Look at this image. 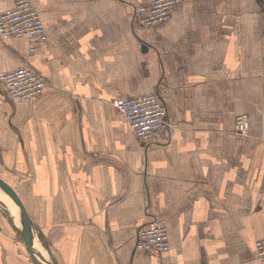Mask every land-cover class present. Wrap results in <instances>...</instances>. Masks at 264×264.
Here are the masks:
<instances>
[{
    "label": "crops",
    "instance_id": "0c3cea01",
    "mask_svg": "<svg viewBox=\"0 0 264 264\" xmlns=\"http://www.w3.org/2000/svg\"><path fill=\"white\" fill-rule=\"evenodd\" d=\"M31 1L49 39L29 53L0 38V72L30 65L47 88L17 102L0 85V177L29 200L37 250L54 264H264V0H182L151 27L137 14L150 0ZM154 91L168 123L149 143L113 100ZM155 221L162 255L136 248ZM0 264H33L1 206Z\"/></svg>",
    "mask_w": 264,
    "mask_h": 264
},
{
    "label": "built area",
    "instance_id": "2783aa9c",
    "mask_svg": "<svg viewBox=\"0 0 264 264\" xmlns=\"http://www.w3.org/2000/svg\"><path fill=\"white\" fill-rule=\"evenodd\" d=\"M182 0H150L138 6L141 25L151 27L171 18L176 4ZM25 38L29 53L49 39L47 27L37 6L31 0H15L11 8L0 11V38ZM0 85L17 102H30L47 88L46 79L30 65L0 72ZM116 110L144 142H154L168 123V111L163 97L156 91L113 100ZM235 131L250 135V120L246 113L235 119ZM136 248L164 254L170 249L168 226L155 221L138 230ZM256 258L264 260V236L255 242Z\"/></svg>",
    "mask_w": 264,
    "mask_h": 264
},
{
    "label": "water",
    "instance_id": "95a60500",
    "mask_svg": "<svg viewBox=\"0 0 264 264\" xmlns=\"http://www.w3.org/2000/svg\"><path fill=\"white\" fill-rule=\"evenodd\" d=\"M0 189L11 197L19 209L21 234L33 264H54L45 258L36 248L34 221L21 196L6 180L0 177Z\"/></svg>",
    "mask_w": 264,
    "mask_h": 264
},
{
    "label": "rangeland",
    "instance_id": "374dc122",
    "mask_svg": "<svg viewBox=\"0 0 264 264\" xmlns=\"http://www.w3.org/2000/svg\"><path fill=\"white\" fill-rule=\"evenodd\" d=\"M11 182H15V180L11 179ZM15 190L18 192V194L21 196V198L23 199V201L25 202V205H27V208L29 206V200L26 199V198H23V196L21 195L22 193V187H19V186H14ZM0 206L6 211V213L9 214L12 222H13V225L17 228V230H19V233H20V236L22 237V234H21V230H20V226L19 223H18V218L16 216V213L14 212V210H12V207L11 205H9V203L7 201H5V199L3 198L2 195H0ZM23 238V237H22ZM26 247V245H25ZM26 250H27V247H26ZM28 252V251H27ZM29 254V253H28ZM30 256V255H29ZM31 258V257H30ZM32 260V259H31ZM33 262V261H32Z\"/></svg>",
    "mask_w": 264,
    "mask_h": 264
},
{
    "label": "bare ground",
    "instance_id": "6f19581e",
    "mask_svg": "<svg viewBox=\"0 0 264 264\" xmlns=\"http://www.w3.org/2000/svg\"><path fill=\"white\" fill-rule=\"evenodd\" d=\"M0 195H2L3 198L5 199V201H7L9 203V205H11L12 210H14V212L16 213V216L18 218V223H19V225H21L19 209H18L17 205L15 204V202L11 199V197L9 195H7L1 189H0Z\"/></svg>",
    "mask_w": 264,
    "mask_h": 264
}]
</instances>
